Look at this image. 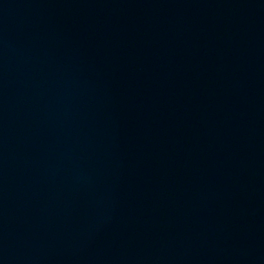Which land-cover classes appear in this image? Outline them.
<instances>
[{
  "label": "water",
  "instance_id": "95a60500",
  "mask_svg": "<svg viewBox=\"0 0 264 264\" xmlns=\"http://www.w3.org/2000/svg\"><path fill=\"white\" fill-rule=\"evenodd\" d=\"M0 264H264V0H0Z\"/></svg>",
  "mask_w": 264,
  "mask_h": 264
}]
</instances>
